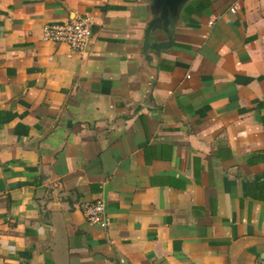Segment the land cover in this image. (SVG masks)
<instances>
[{
    "label": "crops",
    "instance_id": "1",
    "mask_svg": "<svg viewBox=\"0 0 264 264\" xmlns=\"http://www.w3.org/2000/svg\"><path fill=\"white\" fill-rule=\"evenodd\" d=\"M80 15L85 52L43 40ZM153 17L148 0H0V264L264 253V0L184 2L167 50ZM97 200L105 227L83 212Z\"/></svg>",
    "mask_w": 264,
    "mask_h": 264
},
{
    "label": "built area",
    "instance_id": "2",
    "mask_svg": "<svg viewBox=\"0 0 264 264\" xmlns=\"http://www.w3.org/2000/svg\"><path fill=\"white\" fill-rule=\"evenodd\" d=\"M231 11L235 6L230 7ZM92 22L89 16H76L61 22H48L42 28V38L44 41L53 43H65L71 50L83 53L86 51L91 39ZM83 212L89 223L97 224L101 227L107 226L104 202L97 200L83 206ZM255 264H264V253L258 256Z\"/></svg>",
    "mask_w": 264,
    "mask_h": 264
},
{
    "label": "water",
    "instance_id": "3",
    "mask_svg": "<svg viewBox=\"0 0 264 264\" xmlns=\"http://www.w3.org/2000/svg\"><path fill=\"white\" fill-rule=\"evenodd\" d=\"M154 17L147 22L146 40L155 29H161L165 40L155 42L156 50H167L172 47L173 30L182 4L188 0H148ZM148 46V42L145 43Z\"/></svg>",
    "mask_w": 264,
    "mask_h": 264
}]
</instances>
